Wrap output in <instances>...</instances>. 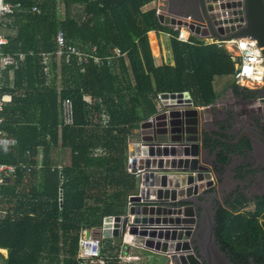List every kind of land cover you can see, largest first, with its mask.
Returning a JSON list of instances; mask_svg holds the SVG:
<instances>
[{
    "label": "trees",
    "instance_id": "1",
    "mask_svg": "<svg viewBox=\"0 0 264 264\" xmlns=\"http://www.w3.org/2000/svg\"><path fill=\"white\" fill-rule=\"evenodd\" d=\"M7 1L21 8L9 17L4 31L11 32L1 52L27 57L20 68L0 75V95L13 96L1 113V128L17 140L14 147H0V164L16 166L14 177L0 186V249L8 252L5 264H88L79 257L83 233L100 238L104 219L126 215L130 197L140 192L141 176L127 170L129 138L141 136L142 123L157 115L158 94L188 92L196 106H210L217 98L215 77L232 76L234 62L224 47L195 35L188 43L179 40L178 30L160 23L157 8L145 9L157 0ZM60 2L63 18L58 16ZM34 7L41 13H32ZM61 27L69 43L96 46L101 57L114 56L115 49L124 56L113 59L112 67L91 63L85 73L75 61L54 63L47 84L43 67L29 53L54 52ZM152 31L170 35L175 65L155 62ZM231 89L251 101L261 94L234 81ZM65 99L74 106L71 126L63 123ZM103 113L109 119L106 126ZM59 147L70 154L64 166L53 160ZM243 148H251L247 140L240 145L217 143L214 150L226 164ZM256 199L252 213L237 214L245 206L239 202L221 207L215 216L217 240L230 255L242 253L241 264H249L250 257L264 262V196ZM115 256L104 264H121Z\"/></svg>",
    "mask_w": 264,
    "mask_h": 264
},
{
    "label": "water",
    "instance_id": "2",
    "mask_svg": "<svg viewBox=\"0 0 264 264\" xmlns=\"http://www.w3.org/2000/svg\"><path fill=\"white\" fill-rule=\"evenodd\" d=\"M188 2L191 8L185 9ZM240 15L242 17H238ZM158 18L166 26L185 28L189 34L203 40L230 42L249 37L257 41L264 57V0H168ZM260 96H264V89ZM170 97H184L185 101H173L171 105L166 102L168 113L157 115L154 124L141 125L145 159L132 170L142 172L140 195L130 197L132 205L127 215L104 219L102 235L104 238L124 237L128 241V229H134L144 245L170 254L173 264H206L204 256L209 264H233L217 244L215 215L210 216L201 230L204 241L200 252L193 245L196 232L194 236L192 227L200 204L213 185L204 161V152L208 150L204 146L207 131L203 117L215 105L195 108L188 92ZM251 108L256 109L254 105ZM258 129H245L233 143L246 138L258 165H264V135Z\"/></svg>",
    "mask_w": 264,
    "mask_h": 264
},
{
    "label": "built area",
    "instance_id": "3",
    "mask_svg": "<svg viewBox=\"0 0 264 264\" xmlns=\"http://www.w3.org/2000/svg\"><path fill=\"white\" fill-rule=\"evenodd\" d=\"M237 2H242V0H236ZM18 8H21V4L13 5L9 3L7 0H0V75L1 72L10 68L18 69L20 68L26 60L27 54L20 53L18 55H10L4 54L1 52V49L7 43V38L4 35V30L8 27L9 17L13 16ZM238 10H242V8H238ZM32 13L40 14L41 11L38 7H34L31 11ZM161 13V9L158 8L157 15ZM242 17V15L238 16ZM179 31L178 39L182 42H190L189 32L185 28L176 29ZM201 39V38H200ZM203 40V39H201ZM54 41L56 44V50L54 52H44L35 54L34 52H30L29 55L33 56L40 62V65L43 67V73L46 76L47 84H50V77L52 75V65L57 62H65L69 64L72 61H75L80 67V72L85 73L88 66L93 63L98 67H112V60L120 58L124 56V54L115 49V55L109 57H101L97 54L98 50L96 46L91 48L84 47L80 43H69L67 41L66 33L61 27L57 34L54 37ZM208 44H216L218 47H224L229 45L231 47V52L235 53V56L231 54V58L234 62V82L245 89L248 90H260L264 89V57L261 53L260 48L258 47V43L256 40H253L249 37L240 38L237 40H232L230 42H219L217 40L208 39L203 40ZM178 94V93H175ZM185 95V93H182ZM165 95H168L165 97ZM171 93H161L158 94L156 98V106L158 113H168V109L165 104L166 102L171 105L173 101L183 100L181 99H172ZM191 98V97H190ZM13 100V96L10 94L0 95V147H14L17 144V140L12 137H8V135L2 131L1 125L4 124V118L1 113L4 110V107L7 103H10ZM194 104V103H193ZM255 108H260L264 111V96L258 97L253 103ZM150 117L146 122L155 123L156 116ZM62 117L64 126H71L74 124V106L73 102L70 99H65L62 102ZM103 125L106 126L109 122V119L105 113L102 114ZM145 123V122H144ZM142 131V130H140ZM142 136V135H141ZM138 139L137 142L131 143V138L129 140V156L127 161V170L128 172H132L133 167H138L141 160L145 159V156L142 155V149L144 147V142L142 141V137ZM22 167L30 172V167L22 165ZM16 172L15 165H4L0 164V186L4 184L6 178L14 177ZM138 174L142 175V172H138ZM140 195V192L139 194ZM129 205L130 204L129 202ZM103 226L100 229L101 237L98 238L93 234L87 236V232H84L80 238V250L79 257L85 261L90 263H100L104 264L102 260V249H103Z\"/></svg>",
    "mask_w": 264,
    "mask_h": 264
},
{
    "label": "flooded vegetation",
    "instance_id": "4",
    "mask_svg": "<svg viewBox=\"0 0 264 264\" xmlns=\"http://www.w3.org/2000/svg\"><path fill=\"white\" fill-rule=\"evenodd\" d=\"M173 5L177 6V3L174 2ZM190 6L191 4L188 2L185 3L184 8L190 9ZM232 94V99H228L229 102L224 108H213L203 117H211L210 120L205 118L204 123V130L207 131L204 135V146L208 150V153L204 152V157L205 155L216 156H211L213 160L206 165L213 185L208 189V194L204 196L207 199L202 200L196 217L197 221L192 227L194 236L196 232L193 245L199 252V247L203 246L204 241L201 230L211 215L216 216L221 207L226 208L230 204L234 207L239 202L245 206L253 203L256 207L259 200L256 198L264 196V165H258L257 156H255L254 151H251L252 148H243L240 152L231 154L226 164L219 162L217 151L214 150L217 143L232 144L237 141L245 129L259 128L258 130L264 135V127H262L264 115H261L260 121L256 123L254 110L251 111V109L241 106V104L249 103L251 100L245 99L243 95L237 96L233 91ZM262 112L264 114V111ZM245 140L247 139L244 138L238 144L233 143L232 145H240ZM239 197L241 199H237ZM237 214H242V211L240 210ZM217 244L230 262L241 264L242 253L233 251L230 255L228 249H223L219 240H217ZM203 258L206 264H209L207 257L204 256ZM248 262L249 264H264V262H258L254 257H250Z\"/></svg>",
    "mask_w": 264,
    "mask_h": 264
},
{
    "label": "crops",
    "instance_id": "5",
    "mask_svg": "<svg viewBox=\"0 0 264 264\" xmlns=\"http://www.w3.org/2000/svg\"><path fill=\"white\" fill-rule=\"evenodd\" d=\"M167 3H168V0H157V1L152 2V3L148 4L147 6H145V9L146 10L153 9V8H157L158 9V8H162V7L164 9V7H167ZM149 33H153L154 34L155 39H156V45H157V48H158V52H155L153 50L151 42H150V37H149V34H148L150 48H151V53L153 52L155 54H158V56H154L153 53H152V56L155 59V62L157 64L166 63V64H170V65H175V62H174V59H173V54H172V48H171V44H170V35L168 33L158 32V31H152V32H149ZM234 69H235V67H234ZM233 75H232V77H233ZM217 77H219V76H217ZM221 77H228V76H221ZM215 79H216V77H215ZM215 79H214V82H215ZM233 79H234V77H233ZM214 82H213V86H214ZM231 85H232V83L229 86L230 89H231ZM214 90H215V87H214ZM226 91H227V89L225 90V92ZM231 91H232V89H231ZM215 92H216V90H215ZM219 95L220 94L217 93V98H216V100L214 101V103L212 105H214V104H216L218 102L219 103L221 102L219 100V98H218ZM86 99H87V97H86ZM87 101L90 102L91 99L90 100L87 99ZM254 102L255 101H249V103L241 104V106H243L244 108H247V109H251V111H252L251 107H252ZM193 103H194V101H193ZM217 105H219V104H217ZM194 107L195 108H199V109H203L204 108V107H201V106H196L195 104H194ZM254 112H255L256 119L258 121H260L261 115H264L263 112L259 108H256ZM205 118L206 119L208 118V120L211 119V117H205ZM138 133L142 135V133H140V131ZM136 137L137 136H134L133 139L136 138ZM66 154H68V151L65 150V149H62L61 147L55 149L53 151V160H54L55 164H58L57 161H59V160L61 161L60 158L64 157ZM211 156H216V155H207V156L205 155V158H206L204 160L205 161V165H207V163H209L210 161L213 160V157H211ZM42 157H43V151L40 149L39 150V155H38V166L42 165ZM65 163H67V162H65ZM7 165H10V164H7ZM58 165L62 166L61 164H58ZM138 176L140 177L141 174H139ZM28 181L29 180L26 179L25 182H28ZM204 199H207V198L204 197ZM127 214H128V212L126 213V215ZM124 216L125 215L120 216V217H124ZM130 230L131 229H128V233L130 232V234H128V235H130L131 238L127 236V238L129 239L128 240L129 242L125 241V238H124V241H120L119 238H114V237L105 238L107 240L104 239L105 242L103 243V249H102V252L104 254L103 262H105L106 259L109 258V256L116 255L115 258H118L120 260L121 264H143V263H147V262H152L151 260H154V261L157 260L158 262H160V264H173L170 254H166V253L162 254L160 252L154 251L152 248H150V247H148V246L143 244V241L141 240V237H139L136 234V230H134V229H132L131 231ZM104 244L108 245L106 247V249L104 247ZM119 244H120V246H119ZM110 245H111V247L113 249H111L109 247ZM134 250H138L139 253L137 254V252H135ZM148 253L153 254V256L152 255H148ZM129 256H131L132 259H140L142 261H138V262L130 261V260L126 259ZM7 257H8V252H7ZM152 264H155V263L152 262Z\"/></svg>",
    "mask_w": 264,
    "mask_h": 264
},
{
    "label": "rangeland",
    "instance_id": "6",
    "mask_svg": "<svg viewBox=\"0 0 264 264\" xmlns=\"http://www.w3.org/2000/svg\"><path fill=\"white\" fill-rule=\"evenodd\" d=\"M73 8H74V10H73V14H74L76 12L75 11L76 10V7H73ZM58 16H60L61 18L64 17V8H63V5H62V2H60V4H59ZM3 32H4V35H6V34H9L11 31H8L7 30V31H3ZM224 48L229 52L230 55L232 54V55L235 56V53L234 52L233 53L231 52L232 50H231V47L229 45L224 46ZM156 52H158V48H157V51ZM233 80L234 79H233L232 76H228V77H216L215 82H214V87H215L216 92L218 94H220L218 98H219V100L221 102L220 103L218 102V103L214 104L215 106L213 108H218V107L224 108L226 106V104L229 102L228 99L229 98L232 99L233 94H232V91H231V89H230L229 86L233 82ZM58 84H59V82H58ZM226 89H227V91L225 92ZM87 99L90 100L91 98L87 97ZM193 101H194V99H193ZM194 104L196 105L195 101H194ZM217 104H219V105H217ZM135 135H136V133H135ZM139 138H140V136L139 137H136L134 139H131V137H130L129 140L131 139L130 140L131 143H134V142H137ZM60 159H61V161L60 160L57 161L58 164H61L62 166H64V165L67 164L65 162H69L70 154H66L64 157H62ZM254 210H255V205L253 203L247 204L246 206H244L241 209L242 213H244V214H248L250 212L252 213V212H254ZM261 222H263V221L261 220ZM107 246H108L107 244H104L105 249H106ZM134 251L137 252V254L139 253L138 250H134ZM6 257H7V251L5 253L2 252V251H0V264H5ZM129 260L130 261H135V262L142 261L140 259H132V258H130Z\"/></svg>",
    "mask_w": 264,
    "mask_h": 264
},
{
    "label": "bare ground",
    "instance_id": "7",
    "mask_svg": "<svg viewBox=\"0 0 264 264\" xmlns=\"http://www.w3.org/2000/svg\"><path fill=\"white\" fill-rule=\"evenodd\" d=\"M128 237H130V238H131V236H130V235H128ZM0 251H2V252H4V253L6 252V251H5V250H3V249H0Z\"/></svg>",
    "mask_w": 264,
    "mask_h": 264
}]
</instances>
